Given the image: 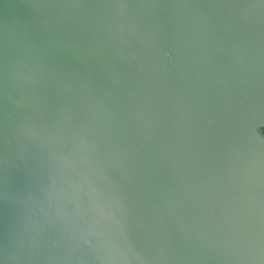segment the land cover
<instances>
[{"label":"water","instance_id":"water-1","mask_svg":"<svg viewBox=\"0 0 264 264\" xmlns=\"http://www.w3.org/2000/svg\"><path fill=\"white\" fill-rule=\"evenodd\" d=\"M264 0H0V264H264Z\"/></svg>","mask_w":264,"mask_h":264},{"label":"trees","instance_id":"trees-1","mask_svg":"<svg viewBox=\"0 0 264 264\" xmlns=\"http://www.w3.org/2000/svg\"><path fill=\"white\" fill-rule=\"evenodd\" d=\"M262 131H263V133H264V128H262Z\"/></svg>","mask_w":264,"mask_h":264}]
</instances>
